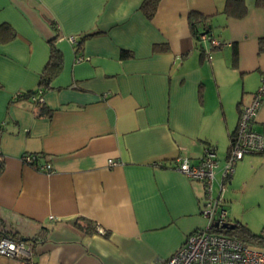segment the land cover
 Returning <instances> with one entry per match:
<instances>
[{
  "label": "crops",
  "instance_id": "crops-1",
  "mask_svg": "<svg viewBox=\"0 0 264 264\" xmlns=\"http://www.w3.org/2000/svg\"><path fill=\"white\" fill-rule=\"evenodd\" d=\"M142 2L0 0V26L13 31L0 42V222L35 241L27 264H163L206 224L203 184L175 165L212 149L219 190L240 109L264 87V4L245 0L236 18L226 0H160L148 19ZM192 12L221 43L209 62ZM52 39L61 67L42 105L13 102L38 87ZM253 130L264 143V101ZM260 153L237 162L222 191L229 222L253 234L264 226V144ZM24 154L41 158L31 167ZM80 218L96 231L79 230Z\"/></svg>",
  "mask_w": 264,
  "mask_h": 264
},
{
  "label": "built area",
  "instance_id": "built-area-1",
  "mask_svg": "<svg viewBox=\"0 0 264 264\" xmlns=\"http://www.w3.org/2000/svg\"><path fill=\"white\" fill-rule=\"evenodd\" d=\"M199 38L208 43V48L203 53L205 61L209 62L211 52L220 48L221 43L205 33L200 34ZM68 40L75 44L73 37H68ZM36 98L42 101L41 92ZM262 101H264V87L257 90L249 105L240 109L237 129L230 141L216 197L212 195L217 168L214 152L206 148L196 164L186 156L178 158L175 169L186 178L203 184L205 202L201 214L206 224L188 236L184 244L163 264H264V251L245 247L236 239L213 233L214 227H222L229 223L227 212L223 208V181L231 177L235 165L245 155L263 151V137L253 130L255 116ZM36 157V155L24 154L22 162L32 167ZM107 164L109 167H114L119 163L109 160ZM38 170L45 174L53 172L50 164H45ZM99 231L103 233L102 230ZM33 255L34 248L31 242H16L8 238L0 240V257L27 264L31 262Z\"/></svg>",
  "mask_w": 264,
  "mask_h": 264
},
{
  "label": "trees",
  "instance_id": "trees-1",
  "mask_svg": "<svg viewBox=\"0 0 264 264\" xmlns=\"http://www.w3.org/2000/svg\"><path fill=\"white\" fill-rule=\"evenodd\" d=\"M160 0H143L140 11L144 14V16L148 19L152 18L157 10L158 3ZM255 4L258 6H261L264 4V0H255ZM246 12V4L245 0H226L223 13L228 16L240 18L245 15ZM188 22L190 26V30L193 35L197 36L199 35V28H203V33L208 34L207 31V24H206V18L204 16H201L198 13H190L188 17ZM8 32V35L6 36L4 32ZM92 35V34H91ZM90 34H86L82 36V38L76 43V51L80 48V45L82 42L91 37ZM13 36L12 29L7 25L3 24L0 26V42L5 43L8 39H10ZM50 44V54L48 62L40 76L39 85L35 90L27 91V92H21L17 95H15L12 99L13 102H20V101H32L36 106L42 105L41 102L36 98L38 96V93L41 92V96L43 97L46 90L49 88L50 81L52 78L58 73L60 67H61V56L60 52L56 49L54 46V40L49 41ZM260 50H264V39L260 40ZM132 57V53L129 51H122L120 58L121 59H127ZM35 98V99H34ZM34 99V100H33ZM235 134V133H234ZM234 135L231 136L230 141L232 140ZM230 146V142H229ZM212 150V149H211ZM229 150V147H228ZM213 151V150H212ZM214 152V151H213ZM228 153V152H227ZM260 153V152H259ZM258 154V153H257ZM262 154V152L260 153ZM37 156V155H36ZM41 158L39 155L35 158V162ZM0 166H2L1 158H0ZM229 179H226L223 181V186L227 185L229 182ZM224 208V204H223ZM76 227L86 232L87 234L94 233L95 225L91 222L85 220V219H78L76 222ZM264 232V231H263ZM263 232L260 235L253 234L247 226L240 222L235 223H228L227 227H214L213 233L217 235L227 236L233 239H236L240 241L245 247L257 249L260 251H264V235ZM3 238H8L10 240L16 241V242H22V239L18 237L13 232L6 230L5 227H3L2 223L0 222V240ZM35 242L34 240H25L24 242Z\"/></svg>",
  "mask_w": 264,
  "mask_h": 264
},
{
  "label": "rangeland",
  "instance_id": "rangeland-1",
  "mask_svg": "<svg viewBox=\"0 0 264 264\" xmlns=\"http://www.w3.org/2000/svg\"><path fill=\"white\" fill-rule=\"evenodd\" d=\"M226 146L224 145L223 147H220V148H217V151H220L219 154L221 155V157H224L225 155V148ZM216 188L218 190V185H215V188H213V192H212V195L215 197V195L217 194L216 192ZM256 229V228H255ZM264 231V226H262L261 228L259 229H256V230H252L253 232L257 233L258 235H260L263 231ZM262 231V232H261ZM256 234V235H257ZM263 235H264V232H263Z\"/></svg>",
  "mask_w": 264,
  "mask_h": 264
},
{
  "label": "water",
  "instance_id": "water-1",
  "mask_svg": "<svg viewBox=\"0 0 264 264\" xmlns=\"http://www.w3.org/2000/svg\"><path fill=\"white\" fill-rule=\"evenodd\" d=\"M223 227H227V225H224Z\"/></svg>",
  "mask_w": 264,
  "mask_h": 264
}]
</instances>
